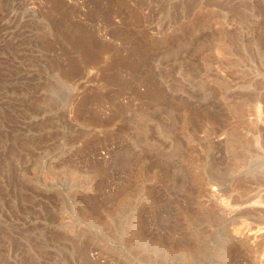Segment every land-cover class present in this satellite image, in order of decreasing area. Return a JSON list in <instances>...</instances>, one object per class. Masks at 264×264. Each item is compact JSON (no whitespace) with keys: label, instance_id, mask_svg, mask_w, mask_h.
<instances>
[{"label":"rangeland","instance_id":"374dc122","mask_svg":"<svg viewBox=\"0 0 264 264\" xmlns=\"http://www.w3.org/2000/svg\"><path fill=\"white\" fill-rule=\"evenodd\" d=\"M0 264H264V0H0Z\"/></svg>","mask_w":264,"mask_h":264},{"label":"bare ground","instance_id":"6f19581e","mask_svg":"<svg viewBox=\"0 0 264 264\" xmlns=\"http://www.w3.org/2000/svg\"><path fill=\"white\" fill-rule=\"evenodd\" d=\"M71 29V28H70ZM86 32V31H85ZM65 33V32H64ZM68 33V32H67ZM74 34H75V32H73ZM86 37V38H85ZM88 36L86 35V36H84L83 37V40H84V38H85V40L86 39H88L89 41L90 40H92L91 38H87ZM89 37H91V36H89ZM77 39V38H76ZM80 40H82V39H80ZM80 40L79 41H77V45L79 46V48L81 49V51L82 50H84V52L85 53H87L86 55H87V58L88 59H90V61H93L94 59H95V56L93 55V53L91 52L92 50H91V48L89 47V50L88 49H86L87 47H86V45L85 44H83V41H81L80 42ZM72 41V40H71ZM86 43H89V42H86ZM91 43V42H90ZM91 46V45H90ZM80 52V51H79ZM83 53V52H82Z\"/></svg>","mask_w":264,"mask_h":264}]
</instances>
